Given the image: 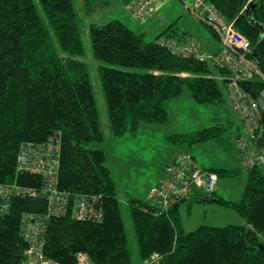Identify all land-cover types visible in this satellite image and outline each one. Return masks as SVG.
I'll list each match as a JSON object with an SVG mask.
<instances>
[{"label":"trees","instance_id":"1","mask_svg":"<svg viewBox=\"0 0 264 264\" xmlns=\"http://www.w3.org/2000/svg\"><path fill=\"white\" fill-rule=\"evenodd\" d=\"M38 1L44 19L34 0H0V186L40 187L39 177L18 172L19 153L25 144L60 135L59 189L101 197L104 219L97 224L77 222L70 215L51 219L45 255L61 264H75L81 252L88 253L93 264H133L117 185L105 154L88 148L104 136L87 67L81 60L85 50L73 0ZM205 2L250 41L248 58L264 75V0ZM90 35L96 61L111 66L100 67V76L115 137L136 132L143 123H166L164 103L180 97L184 89L200 105L226 103L209 63L173 55L159 43L164 36L146 43L144 35L118 20L92 25ZM164 35L181 34L172 24ZM216 68L226 75L221 77L226 89L231 72ZM242 86L257 96L264 81L257 76ZM224 133L222 127H212L174 140L192 146L219 141ZM259 142H264V118ZM245 171L248 181L239 203L212 196L206 199L234 210L245 219V226H201L186 232L178 208L156 215L155 210H148L147 202L132 199L141 262L159 254L161 264H264L259 239L264 233V173L260 168ZM215 173L238 175L225 170ZM8 205L4 210L0 196V264H23L28 245L21 233L22 218L45 213L46 200L13 197Z\"/></svg>","mask_w":264,"mask_h":264},{"label":"rangeland","instance_id":"2","mask_svg":"<svg viewBox=\"0 0 264 264\" xmlns=\"http://www.w3.org/2000/svg\"><path fill=\"white\" fill-rule=\"evenodd\" d=\"M107 1L73 0L85 50L81 60L87 67L99 112L100 128L104 136L102 142L91 143L88 148L105 154L106 166L117 185V197L120 201L132 262L142 264L132 221L131 200L146 202L149 188L158 186L160 177L171 164V159L181 152L191 154L203 170L213 173L225 170L238 174L235 176L217 174L218 184L215 194L208 195L204 191H199L195 198H190L178 207L184 230L193 232L201 226L223 228L246 225L245 219L234 210L206 200L211 196L214 199L222 198L233 203L242 200L248 174L237 148V139L244 135V126L228 101L227 91L221 81V77L226 75H222L209 61L213 77L219 81L224 93L226 99L224 105H200L194 101L191 93L184 89L183 95L170 100L173 103L166 110L168 115L166 123H143L136 132L128 131L122 137H115L111 131L100 76V67L111 66L104 65L94 58L90 35L92 25L104 26L118 20L131 31L144 35L146 43H152L165 33L164 26L176 24L178 33L185 30L192 32L194 40L199 42L202 51L212 54L219 47V43L207 26L195 18L188 9V7L194 9L196 0H171L145 24L127 10L126 5L131 0H110V7L105 5ZM34 2L40 17L44 19L39 1L34 0ZM128 71L141 70L128 69ZM212 127H222L225 130L219 141L189 146L174 140L178 135L192 134ZM125 165L128 167L127 175H123ZM260 169L264 173V168Z\"/></svg>","mask_w":264,"mask_h":264},{"label":"built area","instance_id":"3","mask_svg":"<svg viewBox=\"0 0 264 264\" xmlns=\"http://www.w3.org/2000/svg\"><path fill=\"white\" fill-rule=\"evenodd\" d=\"M171 0H133L127 9L142 23H146L154 12ZM193 16L213 30L221 44L215 56H207L193 38H162L159 43L173 55L194 58L202 62L211 61L215 67L228 69L231 78L226 85L228 101L244 126V135L237 139V148L246 168H264V142H259V132L264 118V89L253 96L245 90L242 82L254 77L264 81V75L248 58L250 41L240 34L233 22L211 7L205 0H196L194 9L188 7ZM60 135L52 136L42 143H28L18 157L21 172L39 177L43 187L39 190L17 186H0V196L8 202L11 198L41 197L46 200L47 210L43 214H28L21 226V233L28 243L23 264H61L48 258L44 249L48 223L53 218L70 217L77 222L101 223L104 219L101 197L71 194L59 189L58 175L61 163ZM218 176L201 169L189 153L177 155L165 171L163 180L153 189L147 199L148 210L168 213L182 200L195 198L199 191L215 194ZM162 257L153 254L142 264H161ZM75 264H93L88 253L76 255Z\"/></svg>","mask_w":264,"mask_h":264},{"label":"crops","instance_id":"4","mask_svg":"<svg viewBox=\"0 0 264 264\" xmlns=\"http://www.w3.org/2000/svg\"><path fill=\"white\" fill-rule=\"evenodd\" d=\"M115 1V0H114ZM133 0H131L129 3H127V5H126V8L131 4V2H132ZM110 2V0H108L107 1V3H105V5H107V7H110L111 6V4L109 3ZM166 4L167 3H165L162 7H166ZM162 7L160 8V9H158L156 12H154L153 14H152V16H151V18L149 19V20H151V19H153L159 12H160V10H162ZM128 10V9H127ZM129 11V10H128ZM130 12V11H129ZM148 20V21H149ZM171 26V25H170ZM170 26H164L165 28H166V30L170 27ZM165 32V31H164ZM165 33H163V34H161L160 36H164L163 38H166V37H168V35H164ZM179 34H181L179 37H175V38H177V39H179V40H181V39H184V38H193L194 39V36H193V34H192V32L191 31H188V30H185V31H180V33ZM160 36H158L157 38H159ZM214 39L216 40V41H218V43H219V47L216 49V51L214 52V53H212V54H210V53H208L207 51H203V52H206L207 54H208V56H215L216 54H218L219 52H220V50H221V44H220V42H219V39L216 37H214ZM199 43V42H198ZM202 48V47H201ZM205 53V54H206ZM206 54V55H207ZM183 95V94H182ZM171 103H173V102H171V101H169V102H167L166 103V105H165V108H166V110L169 108V106L170 105H172ZM181 153H188V152H181ZM181 153H179V154H181ZM179 154H177V155H179ZM177 155L175 156V157H173L172 159H171V163L175 160V158L177 157ZM202 168V167H201ZM127 173H128V167L125 165L124 166V174L123 175H127ZM122 175V176H123ZM163 176H164V173H163V175L160 177V180H159V183H158V185L160 184V182L163 180ZM115 178V177H114ZM153 189H155L154 187H151V188H149V190H148V193H147V195H146V201H147V199L149 198V196H150V194H151V192L153 191ZM142 200V199H141ZM259 239H260V242H261V244L263 245V247H264V233H262L260 236H259Z\"/></svg>","mask_w":264,"mask_h":264},{"label":"bare ground","instance_id":"5","mask_svg":"<svg viewBox=\"0 0 264 264\" xmlns=\"http://www.w3.org/2000/svg\"><path fill=\"white\" fill-rule=\"evenodd\" d=\"M197 42V41H196ZM198 43V42H197ZM199 44V43H198ZM200 45V44H199ZM200 48H201V46H200ZM255 78V77H254ZM253 80V79H252ZM251 81V80H250ZM242 84V83H241ZM26 146H27V144H25V145H23L22 146V148H21V151H20V153H19V156L22 154V152L24 151V149L26 148ZM195 159V158H194ZM195 161H196V159H195ZM197 162V161H196ZM17 170H18V172L19 173H21V174H26V175H31V176H35V175H32V174H29V173H25V172H21L20 170H19V167H18V162H17ZM216 174V173H215ZM217 175V174H216ZM218 176V175H217ZM42 182V181H41ZM2 187H13V186H2ZM43 187V182H42V184H41V186L40 187H38V188H24V189H32V190H39V189H41ZM20 188H23V187H20ZM16 198V197H15ZM25 198H30V199H40V200H44L43 198H41V197H38V198H32V197H25ZM3 201H4V210H6V208H7V200L5 199V198H1ZM11 201V199L9 200V202ZM9 202H8V204H9ZM47 210V209H46ZM28 214H26V215H24L23 216V218H22V221H21V226H22V223H23V221H24V219H25V217L27 216ZM26 242V241H25ZM27 243V242H26ZM27 245H28V243H27ZM28 250V249H27ZM27 252V251H26ZM25 257H26V253H25Z\"/></svg>","mask_w":264,"mask_h":264},{"label":"water","instance_id":"6","mask_svg":"<svg viewBox=\"0 0 264 264\" xmlns=\"http://www.w3.org/2000/svg\"><path fill=\"white\" fill-rule=\"evenodd\" d=\"M184 203H186V201L185 200H182L177 206H175V209L178 208L180 205H182Z\"/></svg>","mask_w":264,"mask_h":264}]
</instances>
